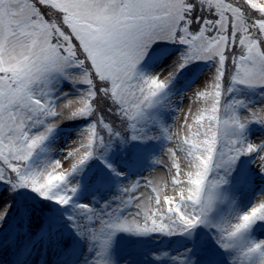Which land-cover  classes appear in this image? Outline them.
Here are the masks:
<instances>
[{"label":"snow or ice","instance_id":"snow-or-ice-1","mask_svg":"<svg viewBox=\"0 0 264 264\" xmlns=\"http://www.w3.org/2000/svg\"><path fill=\"white\" fill-rule=\"evenodd\" d=\"M169 44L163 67H142ZM196 62L176 106L170 86ZM72 120L85 122L53 158L48 141ZM152 141L142 175L110 159L135 165ZM93 159L116 180L98 207L73 201ZM0 185L10 264H130L119 232L182 234L175 253H150L169 264H264V0H0ZM18 190L39 201L13 215Z\"/></svg>","mask_w":264,"mask_h":264},{"label":"rangeland","instance_id":"rangeland-1","mask_svg":"<svg viewBox=\"0 0 264 264\" xmlns=\"http://www.w3.org/2000/svg\"><path fill=\"white\" fill-rule=\"evenodd\" d=\"M163 46L157 49V51H162L152 57V59L142 65V67L147 70H159L163 67V60L165 54H170L177 50L178 46L168 47ZM205 67L203 62H196L194 65H188L184 69H182L176 76V79L173 81V85L170 86V92L172 97H175L173 100L176 106L181 104V100L179 97L182 93L187 92L195 83L200 79V73L202 69ZM64 87H68L67 84ZM63 90V88L61 89ZM243 96H249L255 98L254 93H242ZM165 119L171 118V115L174 113L166 112ZM85 121L83 120H72L65 121L61 124L54 136L48 141V146L55 149L51 155L53 158H58L68 143L76 138V130L82 126ZM163 142L162 141H152L149 142L146 149L140 152L137 156L138 162L135 165H132L127 158L123 163H117L118 166L128 172V174L133 177L136 175H142L149 167L152 165L149 163V159L147 157V152L151 151L153 154L158 155L162 149ZM113 162L115 158L111 159ZM78 175H81L79 173ZM75 175L72 177L74 183H78L79 176ZM96 174H90L87 178L80 183V187L75 196H73V201L77 203H88L91 206L98 207V202H103L107 200L110 196L116 194V180L111 176L107 175L103 177L102 182H98L96 180ZM101 177V176H100ZM5 194V188L3 185H0V198H3ZM32 193L27 192V190H18L17 193H13L7 197V199L12 201L13 208L11 211L13 212L14 207L18 205L22 200L32 201V199H28V195L30 196ZM95 198V199H94ZM252 196L249 194H242L239 204L240 207L247 208L251 202ZM41 203V202H40ZM47 203V202H42ZM69 206L68 208H70ZM64 211H66L64 209ZM257 238H264V233L257 232ZM162 238H168V235L160 234V233H150V234H132V233H124L119 232L116 233L115 236V254L116 258L120 261H123L126 258H130V264H169L167 257H160L159 259L154 258V256L150 255V253L159 256L161 252H168L170 254L175 253L178 248L181 246L182 239L177 243H173L170 241H161ZM186 242V241H185ZM163 244V245H162ZM81 252L84 250V246H80ZM13 259L12 255L3 251H0V264H10ZM53 261L55 260V255H53Z\"/></svg>","mask_w":264,"mask_h":264},{"label":"trees","instance_id":"trees-1","mask_svg":"<svg viewBox=\"0 0 264 264\" xmlns=\"http://www.w3.org/2000/svg\"><path fill=\"white\" fill-rule=\"evenodd\" d=\"M173 46H175V45H171V44L168 45V47H173ZM159 52L160 51H157L156 54H158ZM112 158H115L114 162L112 161L113 163H123L124 160H125V157H123L120 154L118 149L113 151L112 153H110V159H112ZM92 170H94L96 172H98V171L101 172V170L108 172L107 169H105V167L103 166V164H101L99 162V160H96V159H93V160L89 161L88 165L85 166V169L82 171V173L83 172L88 173V172H90ZM27 198L28 199H32V201H30V202H38L39 201V198L36 197L34 194H31L30 196L28 195ZM41 204L44 207L50 208L51 211L54 212V213L57 211L56 204H54L53 202L49 201V202L44 203V204L41 202ZM14 209H15V207H14ZM13 213H14V210H13Z\"/></svg>","mask_w":264,"mask_h":264}]
</instances>
